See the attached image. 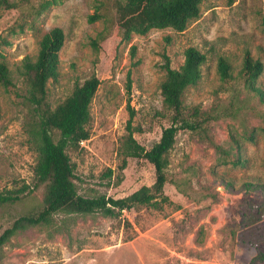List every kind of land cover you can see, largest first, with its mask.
<instances>
[{"label": "rangeland", "instance_id": "374dc122", "mask_svg": "<svg viewBox=\"0 0 264 264\" xmlns=\"http://www.w3.org/2000/svg\"><path fill=\"white\" fill-rule=\"evenodd\" d=\"M8 1L19 7L0 4V37L11 43L2 49L14 83L9 88L0 84V193L28 188L18 201L0 204V235L41 206L44 185H36L33 174L37 141L26 132V86L18 67L24 56L37 54L41 36L52 27L63 29L65 41L59 76L47 83L49 105L55 107L92 75L100 80L90 104V137L67 150L82 196L120 198L154 182V167L144 158L126 156L121 168L120 150L131 109V123L139 129L133 136L144 149L171 123L160 92L165 56L178 68L189 46L206 55L201 79L182 96L189 121L197 118L191 117L194 107L203 111L235 103L241 109L235 116L177 132L167 153L166 199L158 205L123 210L119 217L55 213L47 224L11 234L0 246V264H264L257 256L264 254V241L253 230L264 231V215L253 224L246 214L261 206L263 194L245 186L264 181L259 116L264 106L244 89L238 75L246 51L264 65V0H236L232 5L202 0L200 17L184 31L152 29L129 42L120 40L113 24L115 0H63L37 17L26 7L40 0ZM100 3V18L89 21ZM219 56L232 65L228 82L218 74ZM258 84L264 89V69ZM233 158L240 161L234 164Z\"/></svg>", "mask_w": 264, "mask_h": 264}, {"label": "trees", "instance_id": "16d2710c", "mask_svg": "<svg viewBox=\"0 0 264 264\" xmlns=\"http://www.w3.org/2000/svg\"><path fill=\"white\" fill-rule=\"evenodd\" d=\"M63 0H40L33 4L28 11L37 17L53 5ZM236 0H227L232 5ZM0 4L6 8H17V3L8 0H0ZM114 22L121 41L129 42L133 35H144L152 29H171L175 32L184 31L192 21L201 15L202 0H115ZM102 3L95 6L96 11L88 17L89 21L100 18ZM264 24V15L262 16ZM23 30V25H20ZM104 40L106 34H100ZM65 34L61 27L55 26L45 32L38 43V51L34 57L24 56L18 71L23 76L26 86L24 95L27 112L28 128L26 132L37 141V159L33 166V174L36 185H44V193L41 206L30 213L17 218L12 226L0 235V246L17 229L25 226L47 224L55 213L90 214L99 212L104 216L119 217L123 210L138 209L142 206L158 205L165 200L164 187L167 182L166 167L168 165L167 153L175 142V136L180 129L194 130L197 125L206 120L219 119L221 117L235 116L241 109L240 105L232 104L228 107L213 105L209 110L200 111L194 107L191 117H197L189 121L185 117L182 96L187 87L195 85L201 79V67L206 61V55L195 46H189L184 50V60L178 68L171 66L169 57L165 56L162 65L165 77L160 84V92L164 107L171 112V123L161 131L160 138L149 149H144L135 140L133 133L136 129L131 123L134 115L130 110V119L127 121V134L124 137L121 168L126 165V156L144 158L150 162L155 170V180L151 185H143L131 194L112 198L104 195L97 197H85L78 193L75 184L74 166L67 154L68 149H77L80 142L89 139L88 124L91 120L90 104L100 84L96 75L85 79L74 86L71 93L55 107H51L47 101V83L56 81L59 76V51L64 45ZM170 42V37L166 38ZM11 43L0 37V84L4 88L14 85L11 69L4 60L2 46ZM98 48L97 40L93 41ZM135 46H131V52L135 54ZM264 65L261 60L255 59L249 51L243 56L239 77L243 87L251 93L264 106V89L258 84V78L263 72ZM217 71L220 79L228 82L233 78L232 65L224 56L217 59ZM261 118L260 131L264 138V109L259 111ZM200 117V119H198ZM254 130L247 136L253 139ZM234 164L239 158L231 160ZM108 174L111 170L108 169ZM245 186L258 188L263 194V202L260 207L246 212L250 221L255 224L264 215V181ZM27 185L15 191L0 193V204L13 203L20 199L19 193L25 191ZM253 230L257 238L264 241V231ZM258 258L264 260V254L258 253Z\"/></svg>", "mask_w": 264, "mask_h": 264}]
</instances>
